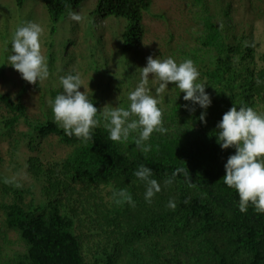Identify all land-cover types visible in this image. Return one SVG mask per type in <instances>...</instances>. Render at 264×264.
<instances>
[{
  "label": "trees",
  "instance_id": "trees-1",
  "mask_svg": "<svg viewBox=\"0 0 264 264\" xmlns=\"http://www.w3.org/2000/svg\"><path fill=\"white\" fill-rule=\"evenodd\" d=\"M42 3L51 25L95 7L86 21L101 24V35L90 22L89 67L50 62L40 83L0 67V144H8L6 155L0 151V264H264V213L251 204L239 210L238 193L223 182L235 149L222 150L216 139L234 104L264 114V0ZM149 56L194 61L212 99L206 123L199 119L205 110L171 83L161 96L167 132L152 134L148 152L135 145L138 132L111 141L102 118L87 143L54 119L61 76L80 74L79 90L98 111L127 107ZM157 86L150 76L152 94ZM140 165L161 186L150 203L134 176ZM120 189L135 206L115 202Z\"/></svg>",
  "mask_w": 264,
  "mask_h": 264
},
{
  "label": "clouds",
  "instance_id": "clouds-1",
  "mask_svg": "<svg viewBox=\"0 0 264 264\" xmlns=\"http://www.w3.org/2000/svg\"><path fill=\"white\" fill-rule=\"evenodd\" d=\"M70 19L81 22L83 17L72 11ZM43 34L44 28L40 23L27 21L17 28L11 39L6 64L13 67L30 84L45 81L51 75L47 58L42 52ZM139 70L141 78L134 90L128 94V106L108 105L101 111L94 106L85 89L83 92L79 90L83 87L80 74L61 76L59 82L63 91L51 104L54 119L67 135L87 143L92 140L93 132L101 124L102 118L111 141L123 143L133 133L138 132L133 137L135 145L142 152H148L151 145L146 142L152 134L167 132L164 127L161 96L169 90L171 83L184 93L185 101L205 110L199 119L206 123V110L211 106L212 99L206 92L207 86L200 81V73L193 60L185 59L178 63L171 57L161 59L149 56L146 66ZM150 76L158 81L154 94L148 87ZM216 128V139L221 149H235V154L230 155L224 165L226 175L223 182L238 193L239 210L242 213L247 212L249 204L258 213H264V114L244 103L234 104L223 114ZM181 171L183 169H177L172 177ZM134 176L145 183V200L150 203L161 191L160 183L153 178V170L140 165ZM172 182V179H168L165 184ZM113 198L118 204L127 202L135 206V201L126 189L115 191ZM167 206L175 209L176 204L170 200Z\"/></svg>",
  "mask_w": 264,
  "mask_h": 264
},
{
  "label": "rangeland",
  "instance_id": "rangeland-1",
  "mask_svg": "<svg viewBox=\"0 0 264 264\" xmlns=\"http://www.w3.org/2000/svg\"><path fill=\"white\" fill-rule=\"evenodd\" d=\"M94 8L81 7L83 17L81 22L69 20L68 16L56 25H51L42 0H23L19 6L14 0H0V67H11L6 64L7 56L10 54L11 39L17 28L27 21L38 22L44 28L42 52L47 58L49 67L51 63L55 67H89L85 58L89 57L87 40L90 41L88 35L90 22L96 35H101V24L96 27L93 18L86 21V18L96 16ZM258 41L260 49H264V32L258 34ZM7 146L6 142L0 144L2 156L6 155ZM9 239H15L12 233Z\"/></svg>",
  "mask_w": 264,
  "mask_h": 264
}]
</instances>
